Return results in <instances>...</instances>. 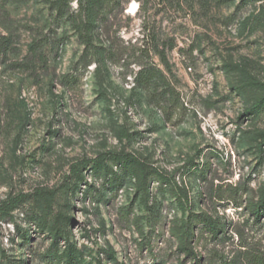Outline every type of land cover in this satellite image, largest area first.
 <instances>
[{"label": "rangeland", "instance_id": "rangeland-1", "mask_svg": "<svg viewBox=\"0 0 264 264\" xmlns=\"http://www.w3.org/2000/svg\"><path fill=\"white\" fill-rule=\"evenodd\" d=\"M54 2L0 0L12 45L0 61V209L14 206L0 212V264H193L172 228L204 211L225 233L199 225L202 264H264V217L249 212L264 189V106L248 113L264 95L252 85L264 83V0H122L110 21L124 55L101 81ZM37 40L48 69L33 65ZM134 60L160 72L154 85H136ZM67 74L77 81L65 86ZM113 153L175 174L190 203L156 177L145 196L137 166Z\"/></svg>", "mask_w": 264, "mask_h": 264}, {"label": "trees", "instance_id": "trees-1", "mask_svg": "<svg viewBox=\"0 0 264 264\" xmlns=\"http://www.w3.org/2000/svg\"><path fill=\"white\" fill-rule=\"evenodd\" d=\"M5 6H10L14 3H20L26 0H3ZM73 0H55L54 5L57 12L62 16H67L72 22L80 43L85 47L84 53L80 59V63L85 69L91 65H95V75L101 81L103 79V70L107 69L108 61L114 57L122 58L124 52L122 47L117 45L112 37L111 14L116 10L122 0H76L77 9L70 12L71 3ZM7 12V10H5ZM12 45L8 35L0 34V61L11 50ZM46 43L42 40L33 42L29 47V53L33 58V65H43L48 69V58L46 55ZM133 65L140 67L136 75L135 81L138 87L148 88L155 84L160 72L153 67L145 68L139 60H134ZM65 86L72 85L77 81L76 74H67L63 77ZM103 83V80L102 82ZM254 87L259 88L264 92V83L259 81L252 82ZM264 106V95L255 104V106L248 113L260 109ZM109 154L103 155L101 160L104 161ZM113 161L116 163H126L130 166H137L141 178V188L144 195H149L150 179L156 177L158 181L166 186L176 190L179 199L187 204L190 203L189 195L185 192L176 181L175 174H167L154 167L145 161L137 159L133 154L113 153L111 154ZM89 162L78 163L74 167V173L82 175V170L86 169ZM43 198L47 201L49 206L53 204V192L42 193ZM14 206H10L7 210L0 209V212H8ZM249 212L254 218L259 221L264 217V189L260 193L259 201L250 205ZM195 223L188 222L177 229L172 228L173 236L179 243V250L191 260L193 264H202V260L195 249L197 238V228L202 225L204 229L210 234L213 239H219L225 233V227L219 218H214L207 212L196 214ZM68 258L74 257L73 261H83L81 254L76 249H70L67 254ZM227 264V263H226Z\"/></svg>", "mask_w": 264, "mask_h": 264}]
</instances>
